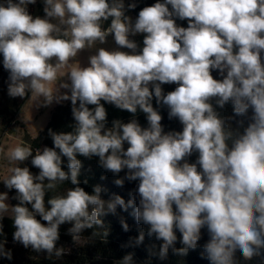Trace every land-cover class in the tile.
Returning <instances> with one entry per match:
<instances>
[{"label":"clouds","instance_id":"obj_1","mask_svg":"<svg viewBox=\"0 0 264 264\" xmlns=\"http://www.w3.org/2000/svg\"><path fill=\"white\" fill-rule=\"evenodd\" d=\"M36 2L0 3L8 94L31 93V100L43 98L45 107L71 101L75 123L67 133L49 130L53 147L34 153L31 145H17L6 152L9 175L0 181L16 191L18 204L9 205L8 193H0V236L9 216L15 242L59 257L66 251L56 246L62 225L71 224L68 234L80 243L86 229L103 228L101 217L119 206L133 208L147 236L162 241L161 259L169 249L182 256L195 250L202 229L209 236L202 258L210 264H239L237 251L244 260L264 257V0H164L140 10L134 23L125 13L137 7L135 2L126 9L124 0H43V18L29 13L28 5ZM177 18L187 20V27L177 25ZM137 34H145L139 51L130 38ZM110 35L118 47L96 48L82 67L78 54L106 44ZM165 84L177 87L165 94ZM154 98L167 106L169 119L179 120L182 131L165 132ZM102 101L133 117L141 111L148 126L133 118L113 120L108 128ZM227 104L233 115L221 117L216 108ZM236 116L249 121L246 127L239 122L242 133L233 129ZM193 153L198 158L189 163ZM78 156L98 157L99 166L114 175L126 169L115 184L139 181L138 204L131 193L127 202L119 195L106 201L99 185L86 192L78 179ZM29 158L38 175L21 167ZM69 180L74 187L59 192ZM48 192L55 194L46 206ZM121 225L130 230L123 219ZM144 239L141 230L135 245ZM5 244L0 240V257L10 260ZM133 255L118 264H134Z\"/></svg>","mask_w":264,"mask_h":264},{"label":"trees","instance_id":"obj_2","mask_svg":"<svg viewBox=\"0 0 264 264\" xmlns=\"http://www.w3.org/2000/svg\"><path fill=\"white\" fill-rule=\"evenodd\" d=\"M124 2L126 9L127 5L130 3L135 2L137 4V7L134 10H126V12H128L132 18L136 20L139 11L144 7L152 6L156 2L163 3L164 0H124ZM169 9L171 10V6H169ZM39 10V16L43 18V12L40 8ZM176 23L177 25L185 28L188 25L187 20H179L178 18L176 19ZM109 25L110 20L105 22L104 27L107 28ZM144 35L145 34L136 38H131L139 45L138 51L143 47ZM107 39H109V37ZM212 75L216 79L221 78L218 71H213ZM176 87V84L162 85L165 94L170 91H174ZM28 96L29 93L24 99L26 100ZM23 103L24 101L21 104H18L16 109H20ZM101 103L104 104V107L107 111L108 128L112 127L113 120H121L122 122L127 123L133 118L137 119L142 127L148 126L146 114L139 110L137 111L135 117H133V115L126 110H120L114 105L105 103L103 101ZM213 104L215 106V101H213ZM89 107L91 108L94 106ZM153 107L156 108L162 116L161 123L165 132L182 131L183 126L177 118L169 119V109L167 106L157 105L154 98ZM216 110L220 113L221 117L233 115L231 104L225 105L223 109L217 107ZM2 114L3 111H0V120ZM251 114L252 113L250 110L249 116ZM240 121L244 122V127L247 126L249 121L246 117L236 116L234 118L233 125L235 124L236 126L237 124V127L235 128L234 126L233 129H238L242 133L243 128L240 127ZM11 122L12 119L8 120L7 124ZM74 123L75 121L73 120L71 112V101L60 104L54 109L45 128L39 132L36 137L28 138L27 144L31 145L34 153L36 149L42 150L44 147H53V141L49 135V130L51 129L53 132L57 133H67L72 131L71 126L74 125ZM126 148L127 144L125 145V149ZM77 158L80 159L82 163L81 174L78 179L80 181V186L83 187L86 192L91 194L93 188L99 185L103 189L101 198L106 201L113 199L116 195H119L127 202L131 198V193L136 195V202L138 204L139 196L135 193V190L138 188L139 181L125 180L123 187L117 186L115 184L116 179L123 178L126 175V169L119 175H114L113 173L105 171L99 166L98 157H92L91 159H88L78 156ZM197 158L198 153H193V155L188 158V162L194 163ZM63 159V170L67 172V159ZM30 161L31 158L25 161L24 166L29 167L30 171L34 175H38L39 169L34 168ZM85 180L88 181L87 184H84ZM73 187L74 186L71 184L70 180L65 181L64 184L59 187L58 191L63 193L65 189ZM6 191L10 199V204L12 206L18 204V201L13 199V197L17 194L16 191L14 189H6ZM54 194L55 193L53 192L46 193V206L47 200L50 199ZM28 207L31 209L30 205H28ZM133 213V208H129L127 211H124L118 206L115 214L109 213L106 216L101 217L104 224L103 228H97L94 226L93 229H86L82 233L84 241L80 243H74L71 235L68 234L67 230L72 225L67 223L62 225L59 229L60 239L58 240L56 246L57 248L63 247L66 251L59 257L54 254L50 256L46 252H36L31 247L25 248L21 243L15 242L13 239V234L16 229L13 226V221L11 218H4L2 221L4 235L0 236V240L6 239L5 248L11 251L12 258L9 260L7 258L0 257V264H118V262L129 253L134 254V264H210L206 258H202L203 245L209 239L207 229H202V238L198 242V246L195 250H189L187 255L182 256L174 254L173 250L169 249L167 257L161 259L159 256V247L162 241H157L154 237L149 238L147 236V226L138 224ZM37 219H40V217L37 216ZM121 219H123L129 225V231L125 232L123 230ZM41 222L44 223L43 221ZM105 230H107L109 233L106 238L102 235ZM141 230L145 231V239L142 244L137 246L135 245V238L138 237ZM94 231L99 232L100 235L93 236ZM177 237L178 240L175 247L179 249L183 245L180 243L182 237L178 231ZM236 259L238 260L239 264H262V261H264V257H254L252 260H244L242 254L239 251L236 253Z\"/></svg>","mask_w":264,"mask_h":264},{"label":"rangeland","instance_id":"obj_3","mask_svg":"<svg viewBox=\"0 0 264 264\" xmlns=\"http://www.w3.org/2000/svg\"><path fill=\"white\" fill-rule=\"evenodd\" d=\"M39 8L43 12L44 17V3L43 0H37L36 4L29 5V13L33 17L39 16L38 10ZM40 11V10H39ZM126 15L132 17L128 12L125 13ZM40 17V16H39ZM42 18V17H41ZM133 23L135 20L132 18ZM143 34H137L136 38ZM104 47L105 49L111 50L113 48H117L114 39L109 36L107 39V43L103 45H96V47L92 49H85L84 51L80 52L76 58V60L80 63L82 67L88 66L89 57L91 55L96 54V48ZM122 51H130L128 49H121ZM67 71V70H66ZM60 78H58L59 80ZM65 81L67 78H64ZM25 98V97H24ZM24 98L20 97H10L8 94V87L5 92L0 95V111H3L0 120V180L4 179L7 175H9L8 168L10 167L6 152L17 145L28 146L27 139L34 138L37 136L39 132H41L47 123L50 120V116L53 113L54 109L63 103H67L70 101H64L62 103L53 102L50 106H41L43 98H40L38 101L31 100V93L25 100ZM24 101L22 107L20 109H16L18 104H21ZM12 119V122L7 124L8 120ZM233 127L235 126L232 125ZM237 127V124L235 128ZM25 164V162H24ZM21 165V167L24 166ZM6 187L4 186L3 182L0 181V193L7 192ZM6 203L10 204V199L6 201ZM5 218H9V216H5Z\"/></svg>","mask_w":264,"mask_h":264},{"label":"water","instance_id":"obj_4","mask_svg":"<svg viewBox=\"0 0 264 264\" xmlns=\"http://www.w3.org/2000/svg\"><path fill=\"white\" fill-rule=\"evenodd\" d=\"M0 3H4V0H0ZM110 37L112 36L110 35ZM8 79H9V72L3 68V55L0 54V94L3 91L4 86Z\"/></svg>","mask_w":264,"mask_h":264},{"label":"flooded vegetation","instance_id":"obj_5","mask_svg":"<svg viewBox=\"0 0 264 264\" xmlns=\"http://www.w3.org/2000/svg\"><path fill=\"white\" fill-rule=\"evenodd\" d=\"M8 83H9V79L7 80V82H6L5 86H4V89H3V91L1 92L0 95H2V93L5 92V91L7 90Z\"/></svg>","mask_w":264,"mask_h":264}]
</instances>
